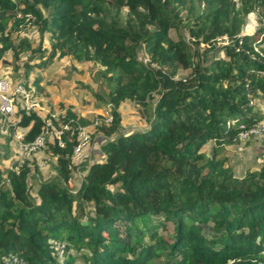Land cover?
Masks as SVG:
<instances>
[{"label": "trees", "instance_id": "16d2710c", "mask_svg": "<svg viewBox=\"0 0 264 264\" xmlns=\"http://www.w3.org/2000/svg\"><path fill=\"white\" fill-rule=\"evenodd\" d=\"M183 6L189 39L179 32ZM256 8L264 21V0H0V59L28 52L22 83L30 86L28 62L46 52V63L96 61L109 89L103 99L92 91L113 116L95 126L105 135L101 157L80 162L75 186L73 148L88 119L71 105L60 117L69 123L63 146L55 135L43 146L55 174L41 178L27 163L0 167V264H264V163L237 175L217 151L201 150L264 121V26L240 35ZM26 25L37 26L40 41L49 33V48L15 41ZM224 35V56L206 62L200 46ZM181 67L190 72L177 76ZM33 83L43 89L39 78ZM125 99L142 106L145 128L120 130ZM5 124L28 142L47 118L20 109L13 120L0 114V134ZM167 221L170 237L158 230Z\"/></svg>", "mask_w": 264, "mask_h": 264}, {"label": "rangeland", "instance_id": "374dc122", "mask_svg": "<svg viewBox=\"0 0 264 264\" xmlns=\"http://www.w3.org/2000/svg\"><path fill=\"white\" fill-rule=\"evenodd\" d=\"M203 6L204 5L201 4L200 8ZM185 7L183 6L181 10L185 23L180 27L179 32L183 37L189 39L186 22V20H188V13ZM126 10L127 7L122 8L123 15ZM44 13L46 14V11H44ZM260 13L261 9L256 8L254 12H250L246 15L245 23L242 28L243 33L252 34L253 32V30L251 32H246L244 27L248 22L254 25L255 30L258 27L264 26V21ZM169 34L172 38H177V31L174 28L169 29ZM12 37L15 41H17L19 37H23L28 40L34 48H37L40 42L43 48L47 49L50 46L49 33L45 32L42 41H40L39 30L36 25L23 26L19 30L14 31ZM225 41V38H217L211 46L202 44L199 48V51L203 52L201 57L204 56L206 62L216 57H223L224 50L221 46ZM262 45H264V42ZM46 53L41 59L34 58L32 61L28 62L31 66L33 65L29 72L28 81L30 82L31 90H36L34 98L38 102L37 112L41 117L47 118L52 122L53 127L50 129V134L53 136L55 128L62 123L60 117L65 114L68 105H71V108L75 112L88 119L87 124L84 125L87 131V134H85L87 139H85L86 142L83 144L82 149L72 156V158L75 159L74 162L80 163L85 159L90 161L92 158H100V145L105 140V135L102 131L98 130V128L95 130V127L91 124L96 118L98 122H100L98 126L104 122L102 115L109 104L107 99L106 101L96 100L92 91L93 89L100 93L102 99L103 97L106 98L105 92L109 89L107 85L108 81L98 74V70L103 68L102 65L92 60H71L66 56H56L46 63L45 61L48 60ZM137 54L141 60L148 57L144 48L141 46L138 48ZM28 57L29 54L25 51L20 55V58L15 61L11 50L7 51L0 59V76L9 78L13 83L23 82L25 78L24 70L26 69ZM41 61L46 64L42 63L43 65H36L37 62ZM189 72V68L181 67L177 76H185ZM35 78H39L43 89H37L33 83ZM62 103H65V105H62ZM148 108H150V105L146 107L145 110H149ZM118 109L121 114L120 130L122 131H127L131 128H143L147 123L142 113V106L132 99L121 101ZM49 116L53 117L58 123L55 124ZM16 148L17 143L15 137L11 138L7 132L0 134L1 168L10 167L13 163H27L31 167V172H35L41 178H48L55 174L53 165L55 158H53L45 148H40L36 153L31 155L30 159H24L23 161L19 157ZM201 150L207 154H210L212 150L217 151V156L223 157L226 163L232 168L233 172L237 175H241L246 170L260 168L264 163V134L249 136L248 138L238 141H231L217 148H215L212 141H209L201 147ZM79 156L81 157L78 158ZM84 166V163L76 164V168L78 169L75 168L73 172L75 179H72L71 182L69 181V185L72 183L71 186H75L84 172ZM35 188L36 186L33 187V189ZM32 192H34V190ZM203 229L206 234L213 233L212 223L209 222L205 224ZM158 230L167 237H170L173 232V223L167 221L166 226L160 225Z\"/></svg>", "mask_w": 264, "mask_h": 264}, {"label": "built area", "instance_id": "2783aa9c", "mask_svg": "<svg viewBox=\"0 0 264 264\" xmlns=\"http://www.w3.org/2000/svg\"><path fill=\"white\" fill-rule=\"evenodd\" d=\"M254 30L255 27L253 26V32ZM240 35H243V32L240 33ZM217 38H227V36L224 35ZM148 60L149 59L146 57L144 59V62H147ZM37 107L38 102L35 100L34 95H32V90L30 86L28 87L22 82L13 83L9 78L0 76V114L6 120L17 110H35L37 112ZM102 117L104 118L105 123H109L112 120L113 116L111 113L110 103L108 104V108L105 110ZM99 123L100 122H98V119L96 118V120H94L91 125L95 127ZM51 127H53V124L50 120L47 119V126L44 128V131L38 134L34 138V140L28 142H25L21 139V134L15 133L14 137L16 138L17 143L16 151L22 161L24 159H30L32 154L36 153L40 148L44 146L46 138L48 136L52 137V135L50 134ZM68 128V122H62L57 128H55L53 135L57 137V143L61 146H63L62 134L64 133V131L68 130ZM85 134H87L85 126H79L77 143L74 145L73 148V156L75 155V153L79 152L82 149L83 144L86 142L85 139L87 138ZM259 134H264V121L256 122L252 126L239 131L238 136L240 139H245L249 136H255ZM81 156H79L78 158H80ZM9 261H14L17 264H26L25 260L22 258L17 259L13 257ZM228 264L234 263L231 260Z\"/></svg>", "mask_w": 264, "mask_h": 264}, {"label": "crops", "instance_id": "0c3cea01", "mask_svg": "<svg viewBox=\"0 0 264 264\" xmlns=\"http://www.w3.org/2000/svg\"><path fill=\"white\" fill-rule=\"evenodd\" d=\"M14 115H15V113L13 114V115H11V116H9L8 117V119L7 120H11V118H12V120L14 119ZM7 122V121H6ZM148 124L146 123L145 124V126L143 127V128H145L146 126H147ZM136 128V127H135ZM140 129L142 128V127H139ZM132 129H134V128H131L130 130H132ZM136 129H138V128H136ZM3 133H6L7 132V127H6V124H5V128H3V131H2ZM8 133V132H7ZM17 133H19V134H21L19 131L17 132ZM245 172V171H244Z\"/></svg>", "mask_w": 264, "mask_h": 264}, {"label": "bare ground", "instance_id": "6f19581e", "mask_svg": "<svg viewBox=\"0 0 264 264\" xmlns=\"http://www.w3.org/2000/svg\"><path fill=\"white\" fill-rule=\"evenodd\" d=\"M253 24L252 23H247V24H245V30H246V32H251L252 30H253Z\"/></svg>", "mask_w": 264, "mask_h": 264}, {"label": "clouds", "instance_id": "9594fccd", "mask_svg": "<svg viewBox=\"0 0 264 264\" xmlns=\"http://www.w3.org/2000/svg\"><path fill=\"white\" fill-rule=\"evenodd\" d=\"M202 5H203V4H202ZM242 32H243V30H242L240 33H242ZM254 32H255V31H254ZM254 32H253V33H254ZM253 33H252V34H253ZM244 34H249V33H243V35H244Z\"/></svg>", "mask_w": 264, "mask_h": 264}]
</instances>
